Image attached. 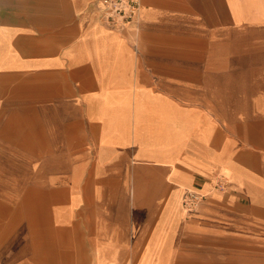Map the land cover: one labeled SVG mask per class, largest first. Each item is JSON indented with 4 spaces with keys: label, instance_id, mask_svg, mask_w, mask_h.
Instances as JSON below:
<instances>
[{
    "label": "crops",
    "instance_id": "obj_1",
    "mask_svg": "<svg viewBox=\"0 0 264 264\" xmlns=\"http://www.w3.org/2000/svg\"><path fill=\"white\" fill-rule=\"evenodd\" d=\"M140 2L0 0V264H264V0Z\"/></svg>",
    "mask_w": 264,
    "mask_h": 264
},
{
    "label": "built area",
    "instance_id": "obj_2",
    "mask_svg": "<svg viewBox=\"0 0 264 264\" xmlns=\"http://www.w3.org/2000/svg\"><path fill=\"white\" fill-rule=\"evenodd\" d=\"M102 18L107 26L115 29L126 28L140 9V0H99ZM202 196L196 191H188L182 200L186 209L197 206Z\"/></svg>",
    "mask_w": 264,
    "mask_h": 264
},
{
    "label": "rangeland",
    "instance_id": "obj_3",
    "mask_svg": "<svg viewBox=\"0 0 264 264\" xmlns=\"http://www.w3.org/2000/svg\"><path fill=\"white\" fill-rule=\"evenodd\" d=\"M197 193H198V192H197ZM198 194H200V193H198ZM200 195L202 196V197L200 198V201H201V199L204 198V195H202V194H200ZM183 197H184V196H183ZM182 200H183V199H182ZM200 201H199V202H200ZM182 206H183V204H182ZM183 207H184V206H183ZM184 208H185V207H184ZM185 209H186V208H185ZM188 210H191V209H188ZM125 264H127V263H125Z\"/></svg>",
    "mask_w": 264,
    "mask_h": 264
}]
</instances>
